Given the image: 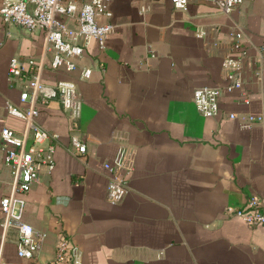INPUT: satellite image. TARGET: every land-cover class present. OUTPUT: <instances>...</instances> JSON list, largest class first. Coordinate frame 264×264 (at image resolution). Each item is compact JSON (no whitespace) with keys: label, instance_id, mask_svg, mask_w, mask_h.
<instances>
[{"label":"crops","instance_id":"crops-1","mask_svg":"<svg viewBox=\"0 0 264 264\" xmlns=\"http://www.w3.org/2000/svg\"><path fill=\"white\" fill-rule=\"evenodd\" d=\"M110 9L99 16L115 25L106 46L92 39L72 71L51 68L44 29L7 24L0 13V131L24 130L7 108L28 104L20 98L23 80L9 74L13 55L36 57L47 82L71 79L82 96L76 131L87 144L84 154L69 149L75 129L59 99L38 116L59 137L55 166L25 194V218L44 234L36 260L66 264L53 259L60 238L69 236L83 264H264V225L227 212L251 194L264 200V121L229 117L264 108V0L230 12L217 0H189L184 9L172 0H111ZM237 30L247 49L243 85L222 93L219 114L205 115L194 89L228 82L223 59L234 52ZM83 66L92 67L89 78ZM121 146L131 151L132 168L127 193L112 202L104 162ZM3 156L0 136L1 264H28L32 259L18 254L17 229L2 226L1 197L13 179Z\"/></svg>","mask_w":264,"mask_h":264},{"label":"built area","instance_id":"built-area-1","mask_svg":"<svg viewBox=\"0 0 264 264\" xmlns=\"http://www.w3.org/2000/svg\"><path fill=\"white\" fill-rule=\"evenodd\" d=\"M247 0H217L220 8L230 12L238 4ZM111 0H3L0 13L7 24H19L28 30L42 28L45 31L44 51L51 53V68L72 71L79 67V58L92 39H97L101 48L106 46L114 23L102 22L99 16L111 15ZM177 9H184L189 0H172ZM64 15L75 19L77 25L71 26ZM204 29H197L204 35ZM243 31L237 30L232 42L234 52L227 53L223 68L228 82L224 86L203 85L195 87L194 101L205 115L221 112V95L243 85L244 56L247 49L241 38ZM236 52V53H235ZM43 63L36 57L23 58L13 55L9 63L11 77L22 79L24 86L20 92L27 106L21 107L13 102L7 105L8 111L24 121V130L18 133L11 127L0 131L4 160L11 166L13 179L11 190L1 197L4 213L2 226L5 230L15 227L18 232V254L32 259L28 264H40L36 258L42 247L43 233L25 218L27 198L34 183L43 171H51L55 166L56 142L59 134L44 127L38 120L40 109L52 98H57L70 114L74 132L71 135L70 151L84 154L87 144L76 131L82 112V96L77 83L71 79H58L47 82L42 77ZM92 67H82V77L89 78ZM229 117H238L243 123L251 125L264 121V108L259 112H229ZM131 151L121 146L113 161H105L104 168L109 174L107 195L112 202L120 201L128 191L125 176L132 168ZM227 212L241 217L251 225H264V200L258 194H251L245 206H228ZM56 263L83 264L82 251L69 236L60 238L54 257ZM1 264V259H0Z\"/></svg>","mask_w":264,"mask_h":264}]
</instances>
